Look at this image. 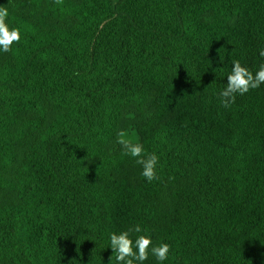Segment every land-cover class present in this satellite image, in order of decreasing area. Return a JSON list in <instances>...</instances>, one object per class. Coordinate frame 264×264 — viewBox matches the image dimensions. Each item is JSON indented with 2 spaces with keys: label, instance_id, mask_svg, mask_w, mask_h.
<instances>
[{
  "label": "trees",
  "instance_id": "trees-1",
  "mask_svg": "<svg viewBox=\"0 0 264 264\" xmlns=\"http://www.w3.org/2000/svg\"><path fill=\"white\" fill-rule=\"evenodd\" d=\"M7 4V0H0ZM0 50V264H116L140 225L166 261L264 264V0H11ZM156 154L148 182L118 143Z\"/></svg>",
  "mask_w": 264,
  "mask_h": 264
},
{
  "label": "clouds",
  "instance_id": "clouds-1",
  "mask_svg": "<svg viewBox=\"0 0 264 264\" xmlns=\"http://www.w3.org/2000/svg\"><path fill=\"white\" fill-rule=\"evenodd\" d=\"M0 4V50L7 53L12 49L14 43H19L22 36L19 28H11L6 23L9 17L8 5ZM54 3L61 5L63 0H54ZM259 55L264 58V49L260 50ZM233 68L227 77V83L219 92L221 103L224 108H230L236 102L237 94L243 96L251 90L258 89L264 84V64L260 65L259 70L253 74L247 67L242 66L239 60H233ZM124 131L119 132L118 143L123 146L124 154L136 158V163L142 166L141 175L152 182L157 179V164L159 157L156 154H145L142 144L132 143L126 139ZM142 227L135 225L127 231L110 234V249L115 257L116 264H143L148 260L149 253L156 257L160 262L168 259L171 246L167 243L153 246L152 240L146 235H139L132 239L133 233H140ZM112 257H109L111 264Z\"/></svg>",
  "mask_w": 264,
  "mask_h": 264
},
{
  "label": "rangeland",
  "instance_id": "rangeland-1",
  "mask_svg": "<svg viewBox=\"0 0 264 264\" xmlns=\"http://www.w3.org/2000/svg\"><path fill=\"white\" fill-rule=\"evenodd\" d=\"M128 135H129V134H127V135H126V137H125L126 139H128V138H127V137H128Z\"/></svg>",
  "mask_w": 264,
  "mask_h": 264
}]
</instances>
